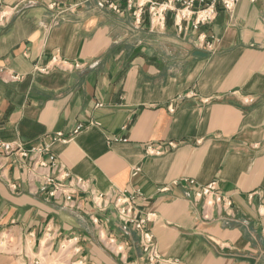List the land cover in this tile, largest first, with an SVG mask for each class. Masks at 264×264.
<instances>
[{"label": "crops", "instance_id": "obj_1", "mask_svg": "<svg viewBox=\"0 0 264 264\" xmlns=\"http://www.w3.org/2000/svg\"><path fill=\"white\" fill-rule=\"evenodd\" d=\"M100 2L0 0V12L19 6L0 24V141L50 145L53 177L109 196L106 212L82 191L50 198L30 160L0 150V245L12 250L0 264H148L114 208L135 189L163 258L264 264V0L199 29L168 13L161 32ZM212 182L230 209L195 198Z\"/></svg>", "mask_w": 264, "mask_h": 264}, {"label": "built area", "instance_id": "obj_2", "mask_svg": "<svg viewBox=\"0 0 264 264\" xmlns=\"http://www.w3.org/2000/svg\"><path fill=\"white\" fill-rule=\"evenodd\" d=\"M38 1V0H34ZM240 0H127L125 9L120 7V3L124 0H101L100 5L107 7L114 12L124 13L130 12L134 19V25L139 27L143 24V16L147 15L149 24L152 31L161 32L166 28L167 15L173 13L175 18V26L179 31H184L187 24H192L195 29L202 26H207L212 23L218 15L219 10L222 8L227 12H233ZM30 3V2H29ZM56 8L55 4L50 6ZM19 9L15 6L8 11L0 12V24H5L9 21L10 16L14 15ZM200 40L205 41V36H200ZM209 46V43L207 44ZM47 69H41L46 72ZM3 72L2 70H0ZM13 80L18 79L17 76H12ZM82 125H78L75 130L70 134V137L79 134L83 130ZM55 140H60L63 143L69 142V138L65 137L63 133H57ZM172 145V144H171ZM0 150L6 154H19L22 158L28 159L32 162L30 167L27 168L28 174L41 184V191L47 194L50 198L64 197L67 202L72 201V195L77 191L89 193L92 201L97 210L106 212L108 210L109 196L99 193L90 188L89 182L82 178H71L68 183L62 182L58 177L52 176V170L62 174L63 169L57 161V157L51 153L50 145H37L30 149H26L20 142L7 143L0 141ZM149 154L160 155L161 152L154 146L148 148ZM47 155L45 159L43 156ZM142 171L141 167L133 169V176H137ZM69 177L68 174L64 178ZM194 185V181L187 182ZM176 184V182H175ZM168 189H162L167 191ZM196 199H204L207 207L222 206L224 209L232 207L230 198L223 196L218 192L217 182H212L206 186L200 187L195 193ZM145 201L143 193L135 189L132 193L119 192L117 194L114 208L117 217L122 223L124 229L129 228L138 232L140 237V244L145 253L148 264H179L176 260H168L162 257L159 253L158 245L155 241L154 235L148 229L150 217H140L136 208V202ZM97 222V220H96ZM114 243V239L111 240ZM34 264H42L38 259Z\"/></svg>", "mask_w": 264, "mask_h": 264}, {"label": "rangeland", "instance_id": "obj_3", "mask_svg": "<svg viewBox=\"0 0 264 264\" xmlns=\"http://www.w3.org/2000/svg\"><path fill=\"white\" fill-rule=\"evenodd\" d=\"M12 250L10 249V245L8 244V243H4V241L3 242H1V245H0V256L2 257H10V256H12L11 255V252ZM44 264H56L54 261H52V262H47V261H45L44 262Z\"/></svg>", "mask_w": 264, "mask_h": 264}]
</instances>
